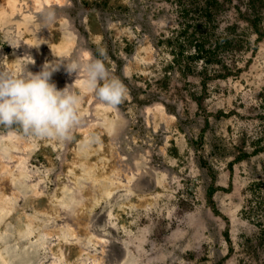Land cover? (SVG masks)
Listing matches in <instances>:
<instances>
[{"label":"rangeland","instance_id":"obj_1","mask_svg":"<svg viewBox=\"0 0 264 264\" xmlns=\"http://www.w3.org/2000/svg\"><path fill=\"white\" fill-rule=\"evenodd\" d=\"M72 1L55 22L46 19L51 12L38 22L31 16L36 28L51 22L43 36L32 24L26 32L20 22L0 24V67L9 68L13 56L30 55L32 72L58 61L51 82L62 89L76 78L64 63L98 58L122 80L127 95L119 106L106 107L77 81L81 120L68 140L0 126V159L15 175L10 213L0 226L6 236L0 243L14 254L11 264H50L51 246L60 237L69 254L78 250L75 264L101 255L91 217L72 221V203L54 213L39 204L58 183L75 194L95 193L92 210L110 222L109 229L105 220L98 227L123 248L120 264H264V0ZM93 20L98 25L92 29ZM72 22L78 34L69 28ZM57 28L70 45L60 52L48 40ZM106 124L121 183L110 196L90 180L76 184L63 174L75 129ZM135 194L154 201L132 206ZM25 214L50 232L44 246L34 247L36 237L17 230L16 219ZM89 226L93 240L83 232Z\"/></svg>","mask_w":264,"mask_h":264},{"label":"bare ground","instance_id":"obj_2","mask_svg":"<svg viewBox=\"0 0 264 264\" xmlns=\"http://www.w3.org/2000/svg\"><path fill=\"white\" fill-rule=\"evenodd\" d=\"M73 5H74V3L72 0H0V24L2 25V24L8 23L10 25H15V23L20 22L19 27L24 28L23 29L24 32L30 30L28 27L33 25V27H35V29H34L35 33H39L37 35L43 36L42 33H46V32L48 33V31H49L48 29L52 28L51 22H55L56 19H58L60 17H61V19L65 18V9L68 7H72ZM46 12H51L54 14H61V15L60 16L55 15L54 19L52 18L51 22L47 21V24H43V23L41 24L40 23L41 25H39V27L36 28V26L33 24L35 19L31 18V16L35 17L36 22H38V19L41 16H44L46 14ZM41 18H43V17H41ZM46 19H49V18H46ZM64 22H63V24H64ZM28 24H32V25H28ZM97 25L98 24L94 20H93V22L91 21V28L92 29L95 28ZM69 26H70L69 28L73 31V33H75V34L79 33L78 29L76 28V26L74 25L73 22ZM53 27H55V25H53ZM51 30H53V29H51ZM96 30L97 31L95 33L93 32V35L96 38H98L100 36V33L98 31V28H96ZM63 31H64L63 28H59V29L57 28L54 30V32L52 34H50L48 36V40L50 42L52 41L51 46H53L57 50V52H60L61 50H66V49H68V47H70V45L67 44V40L64 38L65 34L64 35L62 34ZM31 32H33V31H31ZM80 38H81L80 40L86 41L85 37L80 36ZM26 40L28 42L33 43V40H30V38H27V36H26ZM22 43H24V42H22ZM51 46H50V48H51ZM18 48H20L18 50H20L21 52L23 51L24 54H27V51L23 47L18 46ZM29 49H31V48H29ZM50 50H48V51L50 52ZM146 51H147V49H146ZM149 52H150V50H149ZM37 53H38V51H37ZM40 54L41 53L39 52L38 55H40ZM15 58H16L15 56L10 57V64H9L10 67L9 68L13 67V63L15 62ZM18 58H19V56H18ZM84 88H86V87H84ZM93 98H91V99H93ZM88 101H92V100H88ZM91 122H92V120H91ZM95 126H96V124H95ZM119 126L123 127L121 124ZM119 126H117V127H119ZM86 127H88V126H86ZM117 127H115V128H117ZM75 130H76V132H75V134L71 140V149H70L71 151L69 153L68 158L64 161V166H63L64 172H63V174L65 173L66 175H68L72 181L76 182V184H77V181L82 180V179L90 180L93 182L94 185L95 184L97 185L99 191L102 194H104L106 196H110L117 188L120 187L121 183L118 182V180H117V178H118L117 174L118 173H116L117 170L115 171V169H116L115 158L112 157L114 147H113L112 143L108 140V137H109V133H108L109 126H108V124L105 125V128L104 127H93V126L91 127V125H90V128L88 130H78V131H77V129H75ZM119 131L121 133V130H119ZM72 133H74V132H72ZM72 133H71V135H72ZM116 133H117L116 135H118L119 132H116ZM11 137L13 138V137H15V135L13 133H11ZM1 142H2V140H1ZM6 142H8V141H6ZM6 142L4 141L1 144H4ZM6 144H8V143H6ZM65 158H66V156H65ZM49 159H51V158H49ZM4 162H6V161H2V159H0V186H2L0 188V226H3L6 222V217L8 216L7 211L10 213V209H11L8 206V204L10 203V201L12 199V196L10 194L13 193L14 190H16V189L13 190V188L11 186V184L15 180V175L13 172L8 173V169L5 166L6 164ZM22 164H24V163H22ZM22 169H24V167ZM86 190L87 189L83 190L84 193H81L82 192L81 191L78 194H75V193L71 192V189L69 188V186L65 185V183L64 184L58 183L56 193L51 197H41L42 199L39 200V204L41 206H43V209H45L46 213H54L57 211L59 205L70 206V204L72 203V207L70 208V211H69L71 213L68 214V218H71L72 221H80V220H82L81 218H83L82 216H84V217L87 216L89 218L91 217V220L88 219L87 222L90 223V225H93L95 227L96 233H94V231L91 230L92 229L91 226H89V228H88L89 230L86 229V230H83V232L85 231V233L87 234L89 239L93 240L95 238V236L91 235V231H92L95 235H97L96 239H98L97 241L102 246V247L100 246V248H102L101 252H100L101 255H94L92 257L93 259H92L91 264H118V263L120 264L119 260L124 254L123 248L117 243L116 240L112 239L109 235L104 233L105 230H102L103 228L98 227V225L101 223V221L106 219V216H103V213H94L93 212L92 205H93L94 201H93L92 197L95 195V193L93 195H91V197H89L90 193H88ZM127 190L131 191V189L129 187ZM75 192H77V190ZM79 194L81 196H79V198H78L77 195H79ZM40 196H38V197H40ZM33 198H35V197H33ZM152 201H154V198L152 196H150L149 194L139 195L138 197H136V194H135L133 196V198H131L128 202L131 203L132 206L135 205V207H136V206H142L144 204L146 205L147 203L151 204ZM96 202H98V201H96ZM121 209H122V207H119V209H118L119 211L117 213L118 216H119V213L122 211ZM26 215L27 214L21 215V216L19 215L20 217L19 216L17 217V219H16L17 220V222H16L17 223V230L21 233V235H24V236L33 235V236H35L36 242L34 243L35 244L34 247L39 248V247L44 246L45 245V237H49L47 235L50 232L49 231L43 232V230H41L40 227L42 226L43 221H41L38 217H34V218L29 217L28 218V216H26ZM66 216H67V213H66L65 217ZM61 219H63V218H61ZM106 220H108V219H106ZM106 222L107 223L105 226H107L109 229L111 224L108 221H106ZM96 226H97V228H96ZM105 237H109L111 239L105 240L104 239ZM4 239H6V236H5V234L1 233V230H0V241H2ZM57 241H58V238H57ZM61 241H62V238L60 237L59 242L57 244L54 243V245L51 246V252H52L51 255L53 256L54 260L50 264H60L59 263L60 261L65 262V264H71L75 260L76 255L78 254V250L76 248H72L71 252H70L71 255H70L69 250H67V247H65ZM4 246H5L4 244L0 243V264H11V262L13 260H15L14 256H13L14 254H12L10 251H5ZM84 247H86V246H84ZM21 262H23V260H20V264H21ZM73 264H75V263H73Z\"/></svg>","mask_w":264,"mask_h":264},{"label":"clouds","instance_id":"obj_3","mask_svg":"<svg viewBox=\"0 0 264 264\" xmlns=\"http://www.w3.org/2000/svg\"><path fill=\"white\" fill-rule=\"evenodd\" d=\"M51 18L54 13H49ZM85 54L90 57V53ZM15 60L20 61L18 66L0 67V126L12 132L18 128L35 138L71 139L72 130L81 120L82 97L73 87L77 81L106 107L119 106L127 95L122 80L98 58L64 63L68 74L76 78L62 89L51 82L60 62H45L40 71L32 72L27 68L34 63L30 55Z\"/></svg>","mask_w":264,"mask_h":264}]
</instances>
